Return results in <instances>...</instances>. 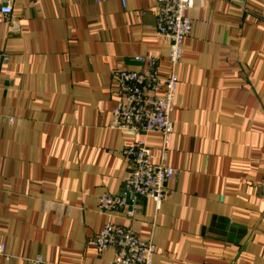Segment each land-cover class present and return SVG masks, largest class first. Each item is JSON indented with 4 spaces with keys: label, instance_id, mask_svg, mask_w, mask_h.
<instances>
[{
    "label": "crops",
    "instance_id": "crops-1",
    "mask_svg": "<svg viewBox=\"0 0 264 264\" xmlns=\"http://www.w3.org/2000/svg\"><path fill=\"white\" fill-rule=\"evenodd\" d=\"M157 0H16L0 14V264H111L107 223L153 241V264H264V0H195L160 211L98 209L124 189L125 149L159 133L110 127L113 73L168 63Z\"/></svg>",
    "mask_w": 264,
    "mask_h": 264
},
{
    "label": "built area",
    "instance_id": "built-area-1",
    "mask_svg": "<svg viewBox=\"0 0 264 264\" xmlns=\"http://www.w3.org/2000/svg\"><path fill=\"white\" fill-rule=\"evenodd\" d=\"M16 0H0V14L11 15ZM38 1V0H37ZM100 3L103 0H94ZM121 1L126 6L127 0ZM195 0H157L156 34L169 43L168 63L155 54L137 55L142 66L134 70L120 67L113 73L119 86V101L112 113L110 127L135 135L159 133L163 145L160 155L146 140H136L125 149L129 172L124 189L104 193L98 209L102 212H121L134 219L141 210L142 200H150L160 211L168 194V185L176 169L168 162L169 142L175 130L173 112L181 78L177 67L184 52V41L191 36L193 21L188 12ZM98 251L117 249L111 264H153L156 244L138 236L131 228L107 223L93 239ZM6 246L0 245V254Z\"/></svg>",
    "mask_w": 264,
    "mask_h": 264
},
{
    "label": "rangeland",
    "instance_id": "rangeland-1",
    "mask_svg": "<svg viewBox=\"0 0 264 264\" xmlns=\"http://www.w3.org/2000/svg\"><path fill=\"white\" fill-rule=\"evenodd\" d=\"M168 54H169V51H168Z\"/></svg>",
    "mask_w": 264,
    "mask_h": 264
}]
</instances>
